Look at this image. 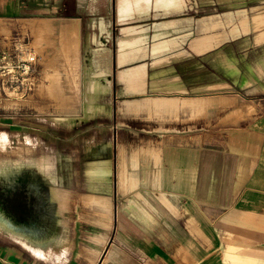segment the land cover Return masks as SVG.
<instances>
[{"label":"crops","instance_id":"obj_1","mask_svg":"<svg viewBox=\"0 0 264 264\" xmlns=\"http://www.w3.org/2000/svg\"><path fill=\"white\" fill-rule=\"evenodd\" d=\"M126 1V22L120 32L88 34L107 43L109 72L104 77L114 100L122 105L126 99L193 96L173 61L187 51L195 53L209 29L195 35L190 19L185 23L176 17L188 0ZM72 2L76 8L69 15L64 13L69 0H0V20L71 22L70 27L83 33L81 21L102 16L108 4V0ZM115 4L117 20L118 0ZM150 19L155 21L148 23ZM119 36L125 40L121 50ZM137 78L145 80L146 89L125 92L127 83ZM170 80L185 88L167 90ZM103 92L90 117L105 114L114 121L102 129L98 140L88 141L84 170L74 173L75 186L67 184L58 149H51L58 152L54 177L30 163L16 162L11 171L0 167V213L16 228L36 232L49 228L59 216L64 224L56 228L66 237L62 244L36 252L0 231V264L5 256L10 264H30L20 254V244L32 252H27L32 264L264 263V236H260L264 235V104L257 112L248 109L238 126L224 124L225 119L212 130L211 118L196 119L188 106L179 113H136L120 110V105L111 111L101 99ZM118 114L126 123L115 120ZM120 165L130 181L137 178L138 187L119 190ZM16 199L28 207L27 215L8 206ZM67 241L73 252L41 258Z\"/></svg>","mask_w":264,"mask_h":264},{"label":"rangeland","instance_id":"obj_2","mask_svg":"<svg viewBox=\"0 0 264 264\" xmlns=\"http://www.w3.org/2000/svg\"><path fill=\"white\" fill-rule=\"evenodd\" d=\"M69 1L64 13L70 15L76 6L72 0ZM107 3L102 16L92 20L86 17L81 21L83 33L79 28L71 26L70 33L62 35L61 27H70L73 25L71 22H51L45 19L0 20V155L26 157L58 149L63 153V170L67 184L71 187L75 186L76 170H84L88 141L98 140L102 129L114 121L113 117H106L105 114L95 117L84 115L87 113L82 92L88 34L94 30L105 32L108 29H117L118 32L120 28L116 23L115 0H108ZM263 11L264 0H188L183 12L176 16L185 23L190 19L195 35L205 27H210L209 33L220 35L219 42L204 53L187 51L185 56L173 61L177 62L176 67L179 66V76L189 87L190 95L201 94L193 89L194 86L210 84V88L202 93L215 95V103L206 112L194 114V117L211 118L212 130L218 129L215 125L225 119L228 122L224 124L237 125L239 120L245 118L248 109L257 112L258 106L264 104V77L261 82H257L260 89L256 82L247 87H241L239 83L240 76L248 71L249 65L264 58V20L259 17L257 23V13ZM244 18H251L254 26L247 31L240 27L235 29V25L240 24ZM152 21L155 20L147 22ZM37 31L38 34H35ZM185 47L188 48L187 43ZM29 52L35 54L37 60L26 70ZM230 62L240 68L237 77L227 68ZM55 70L60 74L59 93L51 89L50 74ZM186 93L187 90L182 92L184 95ZM112 96L111 88L101 93L102 101L107 102L111 111L121 104ZM95 104L98 108V102ZM79 117H82L81 121L70 125V120L74 122L73 118ZM232 118L234 120L230 121ZM115 120L120 124L126 123L119 114ZM8 206L13 210L18 209L22 216L29 211L21 199L10 200ZM19 250L24 261L32 264V258H28L27 254L32 252L21 244ZM71 251L73 245L67 241L41 258L50 260L55 258V253L66 254ZM7 259L5 256L2 264H10Z\"/></svg>","mask_w":264,"mask_h":264},{"label":"bare ground","instance_id":"obj_3","mask_svg":"<svg viewBox=\"0 0 264 264\" xmlns=\"http://www.w3.org/2000/svg\"><path fill=\"white\" fill-rule=\"evenodd\" d=\"M118 8H119V17L117 18V24L121 25L122 23L126 22L125 20L126 17L124 15V12L128 10V1L118 0ZM259 17L261 18V20H264V11L257 13V23H258ZM252 25L253 24H251V18L250 19L244 18L241 20L240 24L235 25V29H239L240 27L241 29L247 31L251 29ZM209 28L210 27H205V29H209ZM215 28L213 29L215 30ZM61 30H62L61 32L62 35H65L66 33H70L71 27L63 26L61 27ZM35 34H38V31ZM219 40H220V35L211 34L208 32V35L205 38V43H203L201 40L200 43L195 47L196 52L199 53V50L201 51L202 49L212 47L213 45L217 44ZM87 41H88V45L90 48L89 50L86 48L87 55H86L85 67H83L84 71H83V76H82V92H83V99L85 102L86 113L88 116H90L93 112H95L97 108L95 104V99L98 97L100 91H106L107 89H110L111 87L110 81L107 80L106 77H104L109 72L108 61L110 60V54L108 51L105 50L106 47H105L104 41L102 40L101 43L97 42L98 38L94 36L93 34L92 36L88 37ZM124 42L125 40H123V37L119 36V50H121L122 44ZM235 52L234 54H237ZM30 53L32 52H29V54ZM230 57L232 58V56ZM26 59H27L26 70H28L30 69V65L33 64L37 60V56L35 54H30L26 57ZM229 61H232V60H229ZM227 68L231 74L237 77L240 68L235 63L233 64L230 62ZM50 75H51V79H50L51 89L53 92L59 93L60 74L57 70H55L54 73H51ZM119 76L121 79L122 78L123 80L125 79L123 71L119 72ZM263 77H264V58L258 61L254 65L250 64L248 71L245 72L242 76H240L239 83L241 87H245V86L247 87L248 85H251L255 83L256 81H261ZM144 81L145 80H143L142 78H137L130 84L128 82L125 92L144 91L146 89V86L144 85V83L142 85V82ZM219 83H223V82H219ZM176 84H179V83L175 81H171V83L168 86H166V89L174 90V89L185 88L184 86L176 85ZM156 87H157L156 85L151 86L152 89ZM208 88H210V84H205V83L194 86L193 89L201 92V94L193 95V96H190L189 98H184V97H171L170 98L168 96H164L161 98L159 97L158 99H154L153 96H150V97L143 98V99H139V98L126 99L122 101V105H120V110L128 109L136 113H138L139 111H147L149 113H155V112H161V111L164 113L165 112L179 113L181 112L182 108H186L188 106L190 110L192 109L193 114H201V113L206 112L211 104L215 103V97H216L215 95L208 96L202 93ZM84 95L86 96L84 97ZM101 107L103 108V106ZM81 119L82 117L73 118L74 122L70 120L69 123L70 125H72L75 122L77 123L78 121H81ZM66 121L68 122L67 119ZM62 158H63V155H62ZM16 162L22 163V164L30 163V164L36 165L40 170L45 169L44 170L45 172H47L49 175L54 177V175L56 174L55 173L56 162H58V152L56 150H48L46 152H42V153H39L31 157L0 156V167H3L4 170L8 169L11 171V169L13 168ZM120 172H121L120 181L118 182L120 191L127 192L128 190L138 187L140 182L138 183V180H136L137 179L136 177H135L136 178L135 180L131 179L132 181H130L129 179L130 176L127 174V171H125L122 165H120ZM59 223L64 224V219L59 216H55L50 222V224L48 225L49 228H46L45 230L40 231V232L29 231L26 229L16 228L9 222L8 218L4 214L0 213V231L3 233L12 235L18 241L22 242L25 246H29L33 248L36 252H40L45 249H50L54 246L60 245L66 240V237L61 232H59V230L56 228V225H58ZM199 232L201 233V231Z\"/></svg>","mask_w":264,"mask_h":264},{"label":"water","instance_id":"obj_4","mask_svg":"<svg viewBox=\"0 0 264 264\" xmlns=\"http://www.w3.org/2000/svg\"><path fill=\"white\" fill-rule=\"evenodd\" d=\"M116 23H117V20H116ZM119 32H120V28H119Z\"/></svg>","mask_w":264,"mask_h":264}]
</instances>
